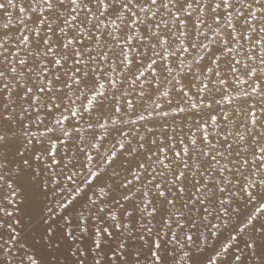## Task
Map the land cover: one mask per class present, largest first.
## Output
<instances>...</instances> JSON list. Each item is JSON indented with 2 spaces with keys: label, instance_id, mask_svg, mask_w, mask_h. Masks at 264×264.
I'll return each mask as SVG.
<instances>
[{
  "label": "snow or ice",
  "instance_id": "6c2138e0",
  "mask_svg": "<svg viewBox=\"0 0 264 264\" xmlns=\"http://www.w3.org/2000/svg\"><path fill=\"white\" fill-rule=\"evenodd\" d=\"M0 264H264V0H0Z\"/></svg>",
  "mask_w": 264,
  "mask_h": 264
}]
</instances>
